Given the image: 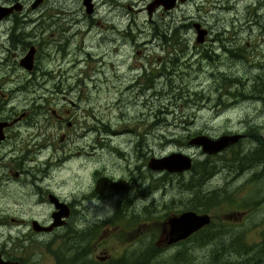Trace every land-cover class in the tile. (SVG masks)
<instances>
[{
	"label": "flooded vegetation",
	"instance_id": "af4514ba",
	"mask_svg": "<svg viewBox=\"0 0 264 264\" xmlns=\"http://www.w3.org/2000/svg\"><path fill=\"white\" fill-rule=\"evenodd\" d=\"M34 1L0 0L1 6L12 7L10 12L0 19V23L3 21L13 22L18 18L28 21L25 22L27 25L33 24V29L36 32L43 30L45 27L51 28L55 24L48 26L44 22H38L43 17L40 13L43 12L49 0ZM195 1L173 0L170 2L173 5L166 3L168 6L165 7L166 4H162L157 0H79V8L83 15L80 20L83 24H89L91 29L93 24H99L98 21L93 20L95 16H99L104 22H110L112 25L109 32L102 31L98 37H96L95 32L93 36H87L85 39H90L87 45L94 48L95 52L104 53L103 47L107 43H111L114 36L116 39L119 38L118 20L124 16L130 17L133 22L132 25H134L133 18L137 15L140 16V13L145 15V23L148 25L154 19L169 17L173 20V18L178 17L180 21H183V24L189 23L188 29L191 28L192 38L195 41L188 44L189 51L185 55L186 59L190 61L195 58L191 56L188 59L187 56L190 51L205 47L211 40L210 26L204 18L206 12L201 13L200 9L202 8L195 5ZM134 2L139 4L135 6ZM190 6H192L194 15L188 12ZM186 20L188 21L186 22ZM195 22L204 29L205 33L199 36L202 40L197 42L200 44L194 47L193 43L197 44L196 29L192 24ZM130 27L131 25L128 22L127 29ZM68 31L71 32V28ZM75 34L77 33L70 35ZM120 34H127V37L123 38L122 45L127 43V46L131 45L130 47H132L134 35L129 37V33L124 31ZM177 35L181 39L182 31ZM76 41L77 39L73 40L74 43ZM82 41L85 42L84 39ZM16 46V44L12 45V47ZM31 46L34 51L31 67L27 72H33L37 68L36 46L30 43L23 47V50H18L19 53H11L13 60L16 62L15 64L24 70L18 62ZM5 48L4 50L1 49L5 51V55L2 58L0 57V63L8 57V51L16 52L17 50V48L13 49L8 44H5ZM77 50L79 51V49ZM115 50L116 47L114 50H107L109 53L102 55L101 60L106 55L111 57ZM220 51L225 50L221 49ZM138 52V50H135L129 58L144 56V54L140 52L138 54ZM85 56L88 57L86 59L92 57L89 53H85ZM86 59L79 53H75L70 61L75 63L73 65L75 66ZM116 66L115 63L110 69L114 70L115 74ZM141 72H144V70ZM6 75L7 67L0 65V84H2L0 86V89H2L0 91V124H2L0 129V229L8 227L13 231L11 233L10 231L2 232L3 230H1L0 236L4 233L8 237L0 243L1 259L24 264L23 258H34L37 253L42 254V252L36 251L39 246L42 245L48 249L55 237L63 239L64 235L67 234L65 229L69 227V221L76 213H80L79 225L83 228L96 230L98 226L101 227L104 224H110L114 227L119 225L122 227L134 225L145 227L147 222L141 223L139 221H145L144 219L150 212L149 208H154L155 211L166 209L162 215L152 217L155 220H160L157 222L158 232L153 240V245L157 249H164L166 252L171 251V248L177 242L166 243L167 227L164 222L169 217L184 212L185 209H178L176 206L178 204L179 207L181 199L184 198L183 194L172 191L166 192L163 191L164 188L159 189L161 192L158 193V197H162L156 199L155 205L151 207V205L144 204L142 200L136 199L134 191L136 190L142 199L149 200L152 197L151 190L156 191L152 187L155 181L163 182L166 180L163 177L166 174H169V180L172 177L180 179L184 172H189L191 169L192 160L190 168L180 173H168L149 168L150 158L165 156L161 154L152 156L148 147L150 143L147 139V132L150 131V128L149 124L145 122L146 117L151 116L150 110L143 109L136 114L137 122H139L137 128H135V125L131 126L125 123L121 125L119 131L113 132V139H118L124 147L129 148L128 151H125L123 147L112 145L111 141H103L100 138L102 129L108 124V121L103 124L98 113H102L105 109L103 113L108 114L110 107L113 106L110 102L102 104L103 99L99 96L103 95L105 87L101 85L107 83L106 81L97 84L95 94L88 96L87 91L93 84L94 77L64 75L55 78L48 75V81L45 84L52 83L53 89L51 90L50 88L45 89L43 84H36L46 76L32 77L30 75L23 76L20 79L16 77L11 81V77L14 75L8 77ZM115 78L125 80L120 83L134 84L137 85V89L144 90L141 87L142 76L125 75ZM28 83L34 84L35 89L38 91H32L31 88V90L3 93V90L8 86L19 85L24 89L23 84L27 86ZM87 83L90 84L89 87L86 86ZM134 85H126L128 97ZM179 89V87L176 88V90ZM119 92L118 88L106 87L105 94H119ZM34 94L40 95H36L30 100V96ZM44 94H48L47 102L51 104V107L46 110L44 103H40L41 101L45 102ZM62 102L64 105H60ZM59 105L60 107H58ZM124 107H129V105H119L121 109ZM46 112H48V115ZM39 118H42L43 121L41 125L40 121L37 120ZM142 118L143 120H140ZM139 129L142 131L141 134L138 133ZM24 134L27 135V139H24ZM118 135L122 137H118ZM241 136L242 140L246 138L244 134ZM94 146L96 149L92 151L97 150L102 156L100 158L97 155L94 158L95 162H92V167L88 164L90 172L87 173L85 164L87 158L78 160L77 151L80 149L79 151L89 152L91 147ZM104 148L106 154L102 153ZM145 150L146 152H144ZM135 152H137L136 155H132ZM190 153L192 152L186 151V155L191 159ZM130 154L132 155L131 158L129 157ZM41 158L44 160L40 161ZM141 159H144V161ZM66 172L69 173V177L75 176L79 180L77 189L71 193L67 189L72 185L71 183L68 185L69 178L66 176L60 179L58 177L59 174ZM119 173H121L120 176H118ZM90 178L91 182H89ZM103 179H107L112 183L121 181L122 184L116 186V189L109 190L108 185L100 181ZM73 185H76V183L74 182ZM65 190H67V193H64ZM105 208H109L111 213L109 214L105 210L107 215L101 217V212ZM87 210L88 212L90 210L91 214ZM187 211H191V209L189 208ZM10 216L15 217L9 218ZM149 221H151V218ZM13 234H15V237L12 239L11 235ZM46 253H49V251ZM103 258L97 257V260Z\"/></svg>",
	"mask_w": 264,
	"mask_h": 264
},
{
	"label": "rangeland",
	"instance_id": "374dc122",
	"mask_svg": "<svg viewBox=\"0 0 264 264\" xmlns=\"http://www.w3.org/2000/svg\"><path fill=\"white\" fill-rule=\"evenodd\" d=\"M138 4V2H134L135 6ZM195 5L202 8L200 9L201 13L206 12L204 18L210 26L209 29L211 31V36L220 32L219 36H221L225 42L224 43L221 40L217 42V40H215L213 43V47L214 49H216L215 52L219 55V57L222 56L220 55L223 52L220 51L221 49H225V51H227L230 50V48L240 46L244 41H246V43H244L246 49L245 51H243V55H246L248 60L253 62V65H240L235 60L233 64H235L236 66H233L229 64L227 60H224L222 58L215 59L211 63L205 62L204 57L205 55H208V53H205V55L203 53H200L202 50H206V48L201 47L191 50L190 54H188L187 56L188 59L191 56L195 57L190 61H193V65L191 68L195 70L196 77H194L192 74L188 76L192 71L190 67H186L180 70H167L164 72V75L157 76L159 74H157V72H154V69L148 68L146 62H143L142 64L143 59L137 57L129 58V56H131L135 50H138L140 53L144 54V56L147 55L148 59H150L151 56H154V58L152 57V65H154V68H158L160 59L166 60V54L170 52V48L166 44H162L160 40L154 38L153 35H157L159 32L166 31V24H164L166 22H181L180 24H182L183 26V21H180L178 17L173 18V20L169 17L154 19L151 24L152 27L150 28L146 24V28L142 29L140 31V34L136 30V27L132 25L133 22L131 21L130 17L124 16L122 18H119V38L116 39V37L114 36L113 41L109 44L107 43L103 47L104 53L95 52L93 50L94 48H91L87 45V42H89L90 39L87 40L85 38H87V36L89 35L93 36L94 32L96 33V37H98L102 31L109 32L112 28L111 23H106L101 19V17L95 16L93 20L98 21L99 24H93L90 29L89 24H83L80 20L83 15L81 9L79 8V0L78 2L77 0H49V3L46 4L43 12L40 13V15H42L43 17L39 19L38 22H44L46 23V25L48 24V26H50L51 24L55 25H53L51 28L45 27L43 30H39V32L35 31L37 38L35 39V41H33L32 44L36 46V54L38 55L36 57L37 68L31 73L27 72L28 70H23L17 66L16 69H14L13 67H11L10 69L7 68V72H14V76L11 77V81L16 77L20 79L23 76L25 77L30 75L32 77L46 76L43 80L36 84H43L45 89L50 88L51 90L53 89L52 83H44V81H48V75L49 77L55 78L57 76L62 77L64 75H81L85 77H94L95 80L91 86L89 83L86 84V86H90L89 89L87 88V95L93 96L96 92L97 84L106 81L107 83H103L101 85L102 87H105V89L103 90V95L99 96L103 99L102 104H104L105 102H112L114 104L113 107H117L119 105L118 96H127L128 92L126 85H134L129 83H120L125 80L115 77H123L125 75L142 76L141 87L144 88V90L137 89V85H134V88L133 90H131L129 97L127 96L125 99L128 100V103H130L129 107H124L123 109L113 108L110 110V112H108V114L103 113L105 111V109H103L102 113H98V116L101 117L103 124L107 123L105 121H108L111 124L113 122H120V120L123 119L122 115L127 114V116L124 118H128V121H131L130 125L134 126V114H137L139 111L145 109L150 110L151 115L158 110L164 115H159L158 118L162 119L164 121V124H167L168 126L157 127L151 130L149 134H147V139L150 143L148 147L151 150L152 156L157 154L168 155L175 152H180L185 156L186 151L189 150L190 152H192L190 154L192 156L191 160L193 161V164L197 161L202 160V158L205 159L206 157H210L206 160V162L208 163H212L215 161L219 162L221 160L224 163L226 161V157L232 156V153L237 152L238 149L241 148L239 143L242 139L240 141H237L233 145H230V152L224 153L219 158H217V155L205 156V154L201 153L200 149L195 146L187 145L185 147H178L175 144L168 143H171L173 140H175L180 143L179 145H183L182 143L184 141L187 144V142L193 136H197L195 133H193L195 130H199L197 134L201 132V134L199 135L202 136H205L203 130L207 131L208 135L206 137L210 139H215L225 134H235L240 130L245 118L248 117H254L256 122L264 121V103L260 102V93L264 88L263 81L260 82L264 78V0H196ZM252 10L255 11L254 16H252ZM188 12H190V14L192 15L195 14L192 6L189 7ZM133 21H136L137 23L145 22V15L140 13V16H135V18H133ZM187 21L188 20H186V22ZM128 22L131 25L129 29H127ZM9 25V21H3L0 23V49L3 50L6 49L5 44L8 43V35H6V33ZM31 26V24L30 26L27 25L24 30L29 31V27ZM33 27L34 25L32 26V29ZM69 28H71V32L68 31ZM122 31H124L125 33H129V37L134 35V43L132 47H130L131 45L127 46V43L122 45L123 38L127 37V34H120ZM73 33L77 34L70 35ZM150 34L152 37L150 36ZM74 39H77L76 43L73 42ZM82 39H84L85 42H83ZM184 40L187 43L192 42V33L190 29H187L185 31V34H182L179 42H183ZM17 42L18 41H15L13 44L17 45ZM116 43H118V45H116ZM155 43L158 44L155 45ZM221 44L223 48L221 47ZM10 47L16 49V47ZM115 47L116 50L114 53L112 52L113 54L111 55V57H107L106 55L101 60V57H103L106 53H109V51L107 50H114ZM81 48L83 50H80ZM77 49H79V51ZM16 52L19 53L18 50H16ZM75 53H79L80 55L84 56V59L88 58L87 56H85V53H90L92 57L82 61V63L78 65L73 66L75 63L70 60ZM4 55L5 51L0 50V57ZM116 57L118 58V60L116 59ZM112 58L114 60L111 61L110 59ZM179 60L182 61L183 59L181 60L180 58ZM199 61L202 62V64L199 65ZM115 63L117 64L116 74L114 70H110ZM144 66L146 67V69L144 70V72H141L144 69ZM231 69L235 72L237 71L236 76L240 79H243V84L237 89L234 88L233 92H231V94L235 96L233 100H225L223 98L220 99V105H223L222 110L218 108L213 112L202 110L204 107V103L199 104V108H197V105L195 103L187 104L184 107L181 100L177 99L175 102H173V97L170 99V101H172L171 104H169L166 96L169 89L171 91V88H174L175 94L182 90H186L188 93H200L203 88L207 87L209 84H212V81L210 79V75L212 74V72H228L229 70L231 71ZM204 70L207 76L204 77V75H201L200 78H198V72L200 74V72ZM151 72H154V74L148 75L151 74ZM255 76L258 77L255 80L257 82H253ZM23 87L24 89L22 90L19 85H11L4 89L3 93L24 91L26 89L31 90V88L32 91L36 90L34 84L32 85L30 83H28L27 86L23 84ZM106 87H115L118 88L119 91L122 90L123 96L121 95V92H119V94H105ZM177 87H179L180 89L176 90ZM250 88L254 93V101L244 99V97L246 96L245 92ZM237 90L239 92V96L235 92ZM0 91H2V89H0ZM204 93L206 95V98L210 100L212 99V91L210 89H206ZM36 95L40 94L31 95L30 100L33 99ZM43 96L45 97V102L41 101L40 103H44V107L46 110L47 108L51 107V104L47 102V98L49 97L48 94H44ZM208 101H206V103ZM174 103L176 104V106H174ZM60 105H64V103L62 102L60 103ZM60 105L58 107H60ZM169 112L171 114H169ZM46 114L48 115V112H46ZM114 117L117 118L114 119ZM183 118H190L188 119V126L191 129V133L187 134L183 130ZM37 120L40 121V125L43 124L42 118H39ZM146 122L148 124L152 123L151 116H149V118L146 117ZM138 133L141 134L142 131L139 129ZM238 133L244 134V132ZM186 135L189 136L187 137ZM262 135H264V130H261L259 134L255 132L252 137H257L260 141H262ZM118 137L122 136L118 135ZM162 137H166V140H163ZM100 138L103 141H111L112 145H119L120 147H123L125 151H128L129 149L128 147H124V145L120 143L118 139H113L112 127L109 128L108 132L107 130H102V136ZM24 139H27L26 134H24ZM95 149L96 147L94 146L91 147L89 152L79 151L80 149L77 151L78 160L87 158L85 163L87 173L90 172V166H88V164H90L92 167V162H95L94 158L97 155H99L100 158L102 156L101 153L97 150L92 151ZM92 152H95V155L89 157ZM144 152H146V150ZM102 153L106 154L105 148L103 149ZM136 153L137 152L132 155L135 156ZM132 155L130 154L129 157L131 158ZM126 158L128 159V156ZM71 159L75 160L73 158ZM43 160L44 159L41 158L40 161ZM141 160L144 161V159ZM196 173L197 170L195 169L194 172H189V174L186 175L188 183L193 180ZM249 173H244L241 176L235 175V177L237 178V180L235 181V177H233L234 174L232 172L229 182L235 181L234 186L240 185L246 179V176ZM68 175L69 173L66 172L59 174L58 177L60 179H63L66 176L69 178L68 185L70 183L72 185H70L67 189L71 193L77 189L79 180L75 176L69 177ZM120 175L121 173L118 174V176ZM227 181V174L222 172L219 174V176L212 178L206 184V189L201 187L202 193L209 192V190L212 189L213 186H217L220 188ZM74 182L76 183V185H73ZM89 182H91V178ZM262 183L264 184V181H262ZM152 187H154L156 191L151 190L152 197L149 200L142 199V197L138 195L135 190L134 194L136 199L142 200L144 204H148L153 207L156 203V199L162 197H158V193L161 192L159 189L164 188L163 191L166 192L172 191L183 194L184 198L181 199L179 207L178 204H176L178 209L183 208L187 210L191 206L201 201L195 196V194L184 190L185 188H182L180 186V182L174 179V177H172L170 180L166 179L163 182L155 181ZM252 188V185H248L242 188L240 191V197L250 193ZM193 190L199 193V186L194 187ZM64 193H67V190H65ZM105 210H107L109 214L111 213L109 208H105L101 212V217L107 215V212ZM149 210V215H147L146 219H144L145 221H139L141 223L147 222L145 227H140V225L129 227H122L121 225H119L114 227L110 224H104L101 227L98 226L96 230L83 228L81 227V225H79L80 213H76L70 219L69 227L65 230L67 232V235L69 233V235L72 236H76L78 233H80V236H86L87 234H90L91 236L88 238V240H83L82 244L86 252V256H88L90 260L96 261L99 264H155L154 260L163 259L167 257V255H172V252L174 250L169 251L168 253L157 254V251L164 249H157L155 246H153L150 249H145L142 251L143 246L149 243L152 240L151 237L153 235H156L158 232L157 222L160 220H155L152 217L155 215H162L166 211V209L155 211L154 208H149ZM88 213L91 214V211L89 210ZM226 214L227 213L224 212L222 214H219V216L215 215L212 217L213 214L210 213L209 216L213 221L218 218H221L223 220ZM11 217L15 216H10L9 218ZM150 218L151 221H149ZM262 218H264V203L253 213L251 217H244L240 222L236 223V225L242 226L243 222L247 220V227H249L251 224L258 223L260 220H262ZM1 230H3L2 232L10 231L11 233H13V231H11V229H9L8 227L0 229V233ZM246 236L247 237L245 239V244L248 246L256 243L259 239L257 230H254L253 228H250ZM11 237L13 239L15 237V234L11 235ZM6 239H8V237L6 236V234L4 235V233H2V235L0 236V243ZM63 244L64 240L62 238L55 237L54 241L50 244L48 249L45 246H39L36 251H40L42 252V254L37 253L36 257L34 258H23V262L24 264H59L56 260V254L58 251H61L63 249ZM137 248V253H127V251L130 252L131 250ZM47 251H49V253H46ZM13 252L15 251L13 250ZM195 252L200 254L199 258L207 253L203 250H195ZM124 253L127 254L124 255ZM136 256H140V259L137 260ZM97 257L104 258L102 260H97ZM60 259H62V257ZM196 261L197 259L194 257V260L192 262L195 263ZM180 263V260L177 261V264Z\"/></svg>",
	"mask_w": 264,
	"mask_h": 264
},
{
	"label": "trees",
	"instance_id": "16d2710c",
	"mask_svg": "<svg viewBox=\"0 0 264 264\" xmlns=\"http://www.w3.org/2000/svg\"><path fill=\"white\" fill-rule=\"evenodd\" d=\"M254 15L255 11L252 10V16ZM25 22L28 21L18 18L13 22H9L10 25L6 33V35H8V45L12 46L15 41H18L16 48L20 51L23 50V47H25L27 44L33 43V41H35V39L37 38L35 30L32 29L33 24L31 27H29V31L24 30L27 27V24H25ZM146 24L147 23L145 22H134V26L136 27V30L139 32V34L142 29L146 28ZM151 24L152 23L147 25L152 27ZM164 24H166V31L159 32L157 35H153V37L160 40L162 44H166L170 48V52L166 54L167 61L165 59H160L158 68H154V65H152V57L154 58V56H151L150 59H148L147 55L141 57V59H143L142 64L143 62H146L148 68L154 69V72H157V74H159L157 76L164 75V72L167 70H180L186 67L191 68L193 65V62L187 60L185 57L186 53L189 51V43H187L185 40L183 42H179L177 35L180 34L181 31L182 34H185V31L190 26L189 23H184L183 26L182 24L175 23L174 21L166 22ZM28 26H30V24ZM219 33L220 32L211 36V40H209L208 44L204 47L206 48V50H202L200 52L204 55L205 53H208V55H205L204 57L205 62L211 63L215 59L222 58L224 60H227L228 63L233 66H236L235 64H233L235 60L240 65H253V62L248 60L246 55H243V51H245L246 49L244 45L246 41H244L240 46L234 48L227 47L230 48V50L223 51L220 54L222 56L219 57V55L215 52L216 49L212 47L215 40H217V42H219L220 40L224 42L222 37L219 36ZM192 42H195L193 38ZM199 44L200 43H193V46L195 47ZM221 47L223 48L222 44ZM11 53L17 54L18 52L8 51V57H6L5 60L0 63V65L6 66L8 69H10L11 67L16 69L18 65L15 64L16 62L15 60H13V56L11 55ZM180 58L181 60H183L180 61ZM200 64H202V62L199 61V65ZM145 69L146 67L144 66L143 70ZM191 70L192 71L188 76L192 74L194 77H196L195 70L192 68ZM154 72H151V74L148 75H152L154 74ZM236 72L232 69L228 72H212V74L210 75L212 84H209L207 87L203 88L200 93H188L186 90H182L175 94L174 88H172L171 91L169 89L168 93L166 94L167 100L169 104H171L172 102L170 101L172 97L174 98L173 102H175L177 99L181 100L184 107L187 104L195 103L197 105V108H199V104L204 103V107L202 110H208L209 112H213L217 108L222 110L223 105H220V99L223 98L225 100H233L235 96H233L231 92H233L234 88L237 89L243 84V79L237 77ZM13 74V71H8L6 76L8 77ZM201 75H204V77L207 76L205 70L201 71L200 74L198 72V78H200ZM256 78L258 77L255 76L253 82H257L255 81ZM262 81L264 87V78L260 82ZM1 85L2 84H0V86ZM206 89H210L212 91L211 100L206 98V95L204 93ZM235 92L239 96L238 90ZM245 94L246 96L244 97V99L254 101V93L252 92L251 88L248 89ZM126 97L127 96H118L119 105L128 106L130 104L128 103V100H125ZM206 101L208 102L206 103ZM260 102L264 103V88L260 93ZM111 104L114 105L112 102ZM119 105L117 107H110L109 112L113 108L118 109ZM174 106H176L175 103ZM169 114L171 113L169 112ZM159 115L164 116L163 113L159 112L158 110L154 112V114H151L152 123L149 124L150 131L157 127L168 126L167 124H164V121L162 119L158 118ZM126 116L127 114H123V119H121L120 122H113L112 124L108 122V124H106L102 130H107L108 132L109 128L112 127L113 132L119 131L121 125H124L125 123H131V121H128V118H124ZM134 116V124L135 128H137L139 122H137L136 119L137 115L134 114ZM115 118L117 117H114V119ZM188 119L183 118L182 127L187 134L191 133V129L188 126ZM140 120H143V118ZM261 130H264V121L256 122L254 117L245 118L240 130L235 133L242 135L238 132H244V134L246 135V138L240 141L239 145L241 146V148L238 149L237 152L232 153V156L226 157V161L224 163L222 162V160L212 163L206 162V160L210 157H206L205 159L202 158V160L197 161L194 164L192 161V166L189 172H194L195 169L197 170V173L194 175L193 180L188 183L186 175L189 174V172H184V175H182L180 179H176L180 182V186L182 188H185L184 190L195 194V196L199 200H201L199 203H196L195 205L190 207L191 211L197 214L207 215L212 213V217L215 215L219 216V214H222L224 212L227 214L226 216H224L223 220L221 218H218L213 221L211 218L208 225L192 233L186 239L177 242L171 248V251L174 250L172 252V255H167V257L163 259L154 260L155 264H177V261L179 260L181 262L180 264H264V218H262V220H260L258 223L251 224L249 227H247V220L243 222L242 226L236 225V223L240 222L244 217H251L253 213L264 203V184L262 183V181H264V135H262V141H260L257 137H252L255 132L259 134ZM150 131H148L147 134H149ZM198 131L199 130H195L193 133H195L196 135L201 134V132L197 134ZM203 133L205 134V136L208 135V132L205 130H203ZM162 139L166 140V137H162ZM168 144H175L178 147L187 146L185 141L182 143L183 145H179L180 143L175 140ZM228 152H230V147L220 151L217 154V158ZM222 172L227 174L228 181L220 188L217 186H213V188L210 189L209 192L202 193L201 187L206 189V184L212 178L219 176V174ZM232 172L234 174L233 177H235V175L241 176L244 173H250L246 176V179L240 185L234 186V183L237 180L236 177L234 178L235 181L229 182ZM163 177L169 179V174H166ZM248 185L253 186L251 192L240 197L241 189ZM197 186H199V193L193 190V187ZM250 228L257 230L259 239L256 243L248 246L245 244V239L247 237L246 234L250 230ZM90 236V234H87L86 236H80V233H78L76 236L69 235V233L68 235L65 234L63 238L64 244L62 245L63 249L61 251H58L56 254L57 262L59 264H99L96 261L90 260L88 256H86V252L82 244L83 240H88ZM155 237V235L151 237L152 240L143 246L142 251L145 249H150L154 246L153 240L155 239ZM133 250H131L130 252L127 251V253L135 254L138 252V248ZM195 250H203L207 253L199 258L200 254L196 253ZM127 253H124V255ZM158 253L168 252H166L165 250H159L157 251V254ZM61 257L62 259H60ZM194 257L197 259L195 263L192 262L194 260ZM136 259L139 260L140 256H136Z\"/></svg>",
	"mask_w": 264,
	"mask_h": 264
},
{
	"label": "water",
	"instance_id": "95a60500",
	"mask_svg": "<svg viewBox=\"0 0 264 264\" xmlns=\"http://www.w3.org/2000/svg\"><path fill=\"white\" fill-rule=\"evenodd\" d=\"M35 0L34 2H37ZM162 4L170 3L173 0H157ZM182 1V0H178ZM167 7L168 5H164ZM12 7H4L0 5V19L8 14ZM193 27L196 29V42H200L202 39L199 38L200 35L204 34L205 31L202 29L198 23H193ZM34 49L31 46L28 51L21 56L19 59V65L24 69L28 70L31 67L32 63V53ZM2 124H0L1 129ZM240 134L233 135H221L215 139H210L206 136H196L192 137L187 145L198 147L201 153L205 155H213L220 152L223 148H226L230 145H233L238 140L241 139ZM191 166V159L187 155L181 153H170L168 155L159 157V158H150L149 168L156 171H165L168 173H180L187 171ZM106 185H108L109 190H113L119 184H122L121 181L117 183H112L107 179L100 180ZM103 185V184H102ZM125 187V185H124ZM103 188V187H102ZM116 189V188H115ZM60 217V216H59ZM63 217V216H62ZM211 217L207 214H197L193 211H184L178 215H174L165 220L164 225L167 227L166 233V243L172 244L186 239L192 233L198 231L202 227L209 224ZM60 222V221H59ZM0 264H18L17 262L3 261L0 257Z\"/></svg>",
	"mask_w": 264,
	"mask_h": 264
},
{
	"label": "bare ground",
	"instance_id": "6f19581e",
	"mask_svg": "<svg viewBox=\"0 0 264 264\" xmlns=\"http://www.w3.org/2000/svg\"><path fill=\"white\" fill-rule=\"evenodd\" d=\"M8 44V43H7ZM90 54V53H89ZM91 55V54H90ZM32 73V72H31ZM46 81H44V83H45ZM121 92V95L123 96V93H122V90L120 91ZM127 96H128V94H127ZM69 155V154H68ZM95 155V152H92V154L91 155H89V157L90 156H94ZM88 179V178H87ZM194 188V187H193ZM85 228H87V227H85Z\"/></svg>",
	"mask_w": 264,
	"mask_h": 264
}]
</instances>
